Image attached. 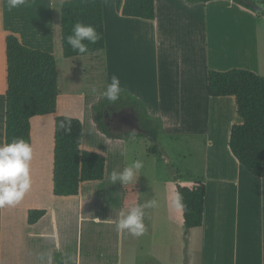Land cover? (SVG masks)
<instances>
[{"label": "crops", "instance_id": "obj_1", "mask_svg": "<svg viewBox=\"0 0 264 264\" xmlns=\"http://www.w3.org/2000/svg\"><path fill=\"white\" fill-rule=\"evenodd\" d=\"M65 1L25 0L22 6L10 10L7 0H0V143H4L7 35H14L25 47L51 54L56 70L58 64L65 65L67 71L80 65L82 70L83 65H94L106 83L110 82L112 75H116L123 92L140 102L151 117L160 120L162 133L205 136L207 167L203 177V224L184 236L194 242L198 240L197 264H264V164L260 178L249 175L239 165L228 148L231 127L237 124V119L241 123L234 99L211 98L207 94L209 70L225 72L239 69L264 77V16L226 0L205 4H190L186 0H154V19L143 20L121 16L116 12L114 3L107 16L103 6L104 50L93 55L64 59L60 45L59 11ZM254 1L261 2L256 5L264 10V0ZM74 60L83 61V65ZM59 97L60 94L57 114L61 115ZM93 98L97 99V96ZM96 99L89 101L90 106ZM231 111L232 116L229 114ZM44 123L52 125L48 184L43 183L40 166L34 170L30 168L32 183L26 194L39 197L44 185L48 186L53 198L74 200L78 198L80 188L76 197L52 195V115L30 120L33 156L34 128H41ZM83 133L81 146L100 151L106 157L104 151L83 145ZM108 141L111 143L112 140ZM32 161L33 158L30 165ZM106 169L107 159L105 175ZM122 192L123 203L127 202L124 198L136 194L128 185L123 186ZM30 210H44L45 215L36 224L28 225L26 220ZM156 214L158 236L166 230L170 233L169 229L175 227L172 215L166 211ZM51 215L50 206L39 207L24 198L15 206L0 207V264L6 221L12 253L16 252L14 248H20L21 242L26 245L31 243L32 247H28L37 250L51 239L57 249L55 251H62L63 234L52 232ZM56 217H69V211L63 207L56 212ZM21 225L30 232L21 235L17 228ZM52 254L50 249L46 264H53ZM35 260L39 263L37 256Z\"/></svg>", "mask_w": 264, "mask_h": 264}, {"label": "rangeland", "instance_id": "obj_2", "mask_svg": "<svg viewBox=\"0 0 264 264\" xmlns=\"http://www.w3.org/2000/svg\"><path fill=\"white\" fill-rule=\"evenodd\" d=\"M103 6L107 16L108 9L114 7V0H103ZM74 62L83 65V61ZM80 67L67 71L65 65L58 64L59 113L79 118L84 130L83 145L105 152V179L100 183L81 185L78 198L71 201L53 198L48 186L46 188L44 185L43 193L39 197L25 194L26 202L39 207H51L50 222L54 226L52 232H62L63 250L55 251L57 249L51 239L50 242L47 240L41 247H37V250L28 247H32L31 243L26 245L21 242L20 248H14L16 252L12 253L6 221L1 264H46V256L43 261L39 257L41 254H47L50 249L53 253V264L59 256L62 264H197L198 240L194 242L189 240L188 236L184 237L188 232L184 230L180 210L172 206L171 197L176 192V184L191 187L197 180L204 184L203 177L207 167L205 136H172L167 132L162 133L160 120L151 117L145 110L148 117L160 125L155 143L161 153L160 159L148 153L154 143L145 136H125L126 133L137 132V128L113 131L120 137L112 138L109 143V138L95 129L89 104V101L96 99L93 98L95 96L97 99L94 104L99 101V91L104 89L106 82L94 65H83V70ZM93 89H96L95 93ZM232 113L229 112L231 116ZM239 122L237 119L235 123ZM51 142L52 125L44 123L41 128L35 126L34 156L30 168L34 170L38 166L41 167L45 185L49 179ZM122 150H126V156L121 155ZM136 159L142 160L144 164L135 183L128 184V188L134 189L136 194L124 198L127 202L123 203L124 185L110 184L108 176L113 170H123L131 160ZM148 200H155L157 203L155 207L145 209L146 232L137 237L127 231H117L115 222L120 213L127 212L136 203ZM63 207L69 211V217H56V212ZM154 210L166 211L172 215L175 227L169 229L170 233L166 230L158 236V216ZM17 228L21 235L30 232L22 225ZM54 255H57L56 258ZM36 256L39 263L35 260Z\"/></svg>", "mask_w": 264, "mask_h": 264}, {"label": "trees", "instance_id": "obj_3", "mask_svg": "<svg viewBox=\"0 0 264 264\" xmlns=\"http://www.w3.org/2000/svg\"><path fill=\"white\" fill-rule=\"evenodd\" d=\"M190 4H205L217 0H186ZM256 13L254 0H226ZM115 10L123 17L143 20L154 19V0H114ZM60 45L62 57L71 59L77 55L64 39L72 25L79 21L92 25L101 35L95 45H89L87 55L99 53L105 48L102 0H66L60 6ZM264 16V10L258 13ZM6 91L4 142L22 137L30 144V120L34 117L54 116L52 195L76 197L80 185L100 182L104 179L106 157L97 150L81 146L82 125L78 118L57 114L58 75L54 57L46 52L23 46L14 35L5 37ZM207 94L211 98L234 99L236 113L241 123L231 127L228 148L239 165L251 176L260 178L264 164V77L250 71L232 69L225 72H207ZM132 111L138 120V133L125 136H145L154 145L148 153L160 159L155 145L160 125L148 117L143 105L122 92L119 100L109 103L106 99L91 106L92 120L99 133L109 139L120 137L110 130L106 117L113 113ZM70 122L71 131H65ZM176 191L183 196L182 213L185 232L198 229L203 224L205 186L201 180L191 187L176 184ZM45 215L44 210H30L27 224H36ZM57 255H54L56 258ZM55 264H62L59 256Z\"/></svg>", "mask_w": 264, "mask_h": 264}, {"label": "clouds", "instance_id": "obj_4", "mask_svg": "<svg viewBox=\"0 0 264 264\" xmlns=\"http://www.w3.org/2000/svg\"><path fill=\"white\" fill-rule=\"evenodd\" d=\"M8 8L14 9L22 6L25 0H7ZM71 50L78 56L87 55L89 45H95L101 40V35L90 24L75 22L71 27V32L64 38ZM124 89L118 76L112 75L110 82L106 83L103 90L99 91V99H106L109 103L119 100ZM96 92V89H93ZM65 131L70 132V122L67 127L61 124ZM122 156H126V150L121 151ZM33 158L31 145L22 137H14L10 142L0 143V207L15 206L25 196L31 188L30 162ZM142 160H131L123 170H113L109 176L110 184L121 186L135 183L138 173L143 168ZM155 200H148L144 203H136L127 212H121L115 222L117 231H127L133 236H141L146 232L144 215L146 208L156 206ZM172 206L183 211L185 205L183 196L179 191L172 194ZM47 254H41L40 260H44ZM51 260V257H47Z\"/></svg>", "mask_w": 264, "mask_h": 264}, {"label": "flooded vegetation", "instance_id": "obj_5", "mask_svg": "<svg viewBox=\"0 0 264 264\" xmlns=\"http://www.w3.org/2000/svg\"><path fill=\"white\" fill-rule=\"evenodd\" d=\"M106 123L111 131H118L122 128H137V123L135 122V115L132 111H124L120 115L113 113L112 115L106 117Z\"/></svg>", "mask_w": 264, "mask_h": 264}, {"label": "water", "instance_id": "obj_6", "mask_svg": "<svg viewBox=\"0 0 264 264\" xmlns=\"http://www.w3.org/2000/svg\"><path fill=\"white\" fill-rule=\"evenodd\" d=\"M252 8L254 9V11H255L256 13H261V12H262V9H261L258 5H256V4H253V5H252ZM122 112H124V111H122ZM122 112H118V113H116V115L118 116V115H120ZM135 122L138 123V120H137L136 117H135ZM137 126H138V124H137ZM137 132H140L139 126L137 127Z\"/></svg>", "mask_w": 264, "mask_h": 264}]
</instances>
